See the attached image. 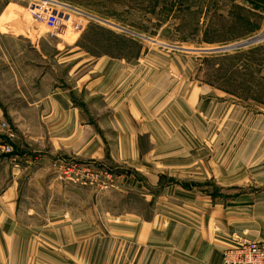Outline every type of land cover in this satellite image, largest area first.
<instances>
[{
  "label": "rangeland",
  "instance_id": "1",
  "mask_svg": "<svg viewBox=\"0 0 264 264\" xmlns=\"http://www.w3.org/2000/svg\"><path fill=\"white\" fill-rule=\"evenodd\" d=\"M29 1L0 0V31L29 36L19 67L0 62V264H144L126 227L158 213V185L177 183L164 159L189 168L221 158L223 142L264 140V37L226 49L264 36V0H53L74 10L58 31L30 17ZM89 76L112 77L110 94L128 79L144 109L128 110L138 132L120 134L166 164L157 185L113 148L108 117L102 146L82 149Z\"/></svg>",
  "mask_w": 264,
  "mask_h": 264
},
{
  "label": "crops",
  "instance_id": "2",
  "mask_svg": "<svg viewBox=\"0 0 264 264\" xmlns=\"http://www.w3.org/2000/svg\"><path fill=\"white\" fill-rule=\"evenodd\" d=\"M23 37L29 36L16 31H0L1 63L7 62L11 68L20 66ZM88 78L84 84L88 97L81 94L80 105L82 149L94 150L102 146L101 133L106 128L99 117H108V131L119 136L113 148L120 152L123 150L122 159L131 158L124 163L134 162L143 166L148 171L144 175L155 181L152 185H157L163 178L166 164L162 160L152 161L149 156L141 157L143 146L139 135L120 134L138 132L130 128L133 122L128 110L144 109L142 104L125 93L128 89L124 85H130L128 79H115L117 84L124 81L121 88L124 93L110 94V88L102 86L113 85L112 77ZM67 100L70 102L69 98ZM4 107L0 103V118L5 116ZM125 124L129 127L123 129ZM148 142V146L153 148L170 147L158 141L157 144ZM221 148L227 150L222 152L221 158L197 159L195 163L191 161L189 168L187 164L180 163L182 160L164 159L175 167L177 183L171 188L158 185L154 191L158 213L147 220L127 222L126 227L128 230L132 226L135 231L131 232L137 234L136 238L131 237V243L142 250L144 264L146 259H157L158 264H225V250L238 241L264 243V140L232 145L223 142ZM235 148L238 149L237 157L232 159L230 151ZM155 163L158 168H151L150 165ZM4 228L0 223L2 241L5 239Z\"/></svg>",
  "mask_w": 264,
  "mask_h": 264
},
{
  "label": "built area",
  "instance_id": "3",
  "mask_svg": "<svg viewBox=\"0 0 264 264\" xmlns=\"http://www.w3.org/2000/svg\"><path fill=\"white\" fill-rule=\"evenodd\" d=\"M30 17L37 23L46 25L50 30L64 28L72 22L73 8L53 0H30L28 3ZM7 128V123H3ZM14 133H9L10 142ZM4 143L2 151L8 155L14 153L12 143ZM225 264H264V243L255 241H238L224 252Z\"/></svg>",
  "mask_w": 264,
  "mask_h": 264
},
{
  "label": "water",
  "instance_id": "4",
  "mask_svg": "<svg viewBox=\"0 0 264 264\" xmlns=\"http://www.w3.org/2000/svg\"><path fill=\"white\" fill-rule=\"evenodd\" d=\"M121 29H124V28H121ZM263 37L264 36H258L256 38L250 39V40H248L246 42H243L241 44H238V45H235V46H231V47H227L226 49H234V48H239V47H243V46H246V45H250V44H253L255 42H258V41L262 40Z\"/></svg>",
  "mask_w": 264,
  "mask_h": 264
}]
</instances>
